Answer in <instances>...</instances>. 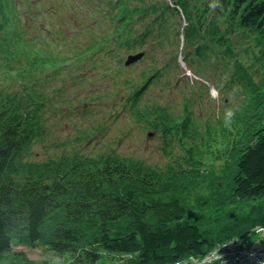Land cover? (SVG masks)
<instances>
[{"label": "trees", "instance_id": "16d2710c", "mask_svg": "<svg viewBox=\"0 0 264 264\" xmlns=\"http://www.w3.org/2000/svg\"><path fill=\"white\" fill-rule=\"evenodd\" d=\"M122 1L133 26L128 17H123L121 5L116 0H90V4H85L91 12L94 6L100 15H107L111 10L109 18L114 22L115 32L107 61L117 59L121 63L122 51L126 55L145 51L143 47L147 41L151 43L162 35L166 36L172 52L177 53L181 32L173 16L174 9L165 0ZM202 2L193 0L192 8ZM214 4L222 7H212ZM207 6L210 7L205 16L196 12L194 20L190 19L195 32L187 27L184 29L182 50L184 53L204 51L212 65L225 63L238 71L227 85L236 91L231 100L220 82L217 81V86L214 84L219 95L220 92L223 95L222 108L217 113L219 118H204L201 110L188 111L190 101H185L182 108L175 111L164 103L150 104L141 100L154 74H162L169 68L165 56L145 51L144 55L152 63L163 60L165 67L152 65V68L148 64L137 77L118 83L131 89L124 94L129 98L130 118L136 122L151 121L153 131L163 139L162 149L171 157L170 161L152 165L139 159L124 160L119 154L108 152L98 158L79 156L81 161L78 156L74 160L75 154L71 159L61 158L60 167L50 157L45 164L34 162L30 157L33 129L38 124L33 118L35 107L37 100L44 98L40 86L44 77L42 70L81 64L88 56L98 54L107 39L86 47L71 40L65 49H57L52 46L57 40L51 38L53 33L47 43L43 42L45 33L41 38L22 33L12 28L15 25L12 21L4 19L7 16L0 8V25L7 23L5 27H10L0 37L1 83L2 77H8L15 68L18 71L15 79L20 82L0 84V252L13 240L33 246L40 243L58 251L94 244L109 253L133 254L131 264L169 263L180 258L178 255L183 249L202 250L201 241L204 239L202 242L206 245L210 242L206 239L207 231L203 234L192 222L200 221L188 211L218 208L228 201L226 195L235 203L264 197V0H213ZM213 10L215 15L211 14ZM97 12L96 16L100 17ZM222 18H227L226 24ZM137 23L141 24L139 34L136 33ZM61 32L59 29L55 33ZM118 37L129 47L126 48ZM161 44L162 41H156L154 47L161 48ZM24 78L32 87L21 82ZM14 84L18 85L21 98L16 97L18 92ZM191 90L197 93L196 89ZM47 99L48 95L46 102H50ZM172 140L180 145L177 151L167 150ZM213 142L219 144L211 152L208 146ZM208 153L210 159L205 156ZM72 162L74 164L70 165ZM64 164L73 168L78 165L85 177L81 179L77 171L70 177ZM47 165L56 168V171H49L56 175L52 181L43 178ZM59 168L66 170L59 171ZM182 170L186 171L181 173ZM201 193L205 197L200 196ZM178 194L186 197H183V206L179 201L182 196ZM219 198L221 201L217 200ZM239 207L237 205L236 209H242ZM163 212L165 217L161 216ZM240 217L242 214L239 215L242 224ZM252 217L248 222L264 220V211ZM253 226L242 224L241 230L233 236L247 234ZM223 238L225 236L218 241ZM19 259V262L14 259L9 263L0 261V264H46L26 256H19ZM96 260L92 257L86 262Z\"/></svg>", "mask_w": 264, "mask_h": 264}, {"label": "rangeland", "instance_id": "374dc122", "mask_svg": "<svg viewBox=\"0 0 264 264\" xmlns=\"http://www.w3.org/2000/svg\"><path fill=\"white\" fill-rule=\"evenodd\" d=\"M74 1L55 0L52 6L43 10L44 0H0V8L2 7V11L7 16L4 18L6 21H12L22 33L24 31V33L32 37L42 36V29L47 28L46 20H48L49 29H56L57 26L64 27L63 32L68 36H71V29L75 27L97 32L105 26L106 22L108 24L111 23L110 20L99 16L92 19L85 18L84 15L88 11L81 4V0H77L79 3H75L76 7L79 4L82 5L79 12L81 17L74 19L70 8ZM211 14L215 15L214 10ZM226 21L227 18H222L223 23L225 22L226 24ZM6 24L0 25V37L5 34L7 28H10L5 27ZM101 38H106L105 34H102ZM67 46L69 45H65V48ZM148 50L155 56V49L150 50V48H147V53L149 54ZM195 56L201 61L206 56V53L198 51ZM241 56L243 57L244 55L242 54ZM108 58L107 54L99 51L96 55L88 56L81 64L69 67L61 66L59 69H56L57 71L52 68L42 70L44 77L40 86L44 90V98L37 100L38 103L35 107L33 118L38 120V124L33 131L34 133L37 131L38 136H34L33 133L32 141L33 143L35 139H38V141L32 145L30 157H34L35 159L41 158L43 160L40 163L45 164L48 163L49 157L52 156L55 157L54 159H56L57 163L59 158L71 159L73 157V152L71 151L75 150L82 153L81 157L91 156L98 158L101 154L113 152L119 154L124 160L139 159L152 165L170 161L171 157L165 155V152L162 150V137L156 132H152L151 121L148 119L136 122L135 119L130 118L126 111V101L129 98H127L128 95L124 94L131 92V89H126L118 83L122 79L137 77L141 70L151 62V59L147 56H141L140 59L130 64L129 70H122L119 66L120 62L117 59H112L109 62L107 61ZM167 59L170 58L167 57ZM11 64L13 65V62ZM169 68L172 76L170 77L171 85L169 88H167L164 78L161 85L157 81L152 82L143 92L142 100L150 104L152 102L164 103L175 111L180 110L185 101H190V104L187 106L188 111L205 109L206 111L203 110L202 112L204 118L211 117V115V119L216 117L218 108H222L218 99L214 98L212 94L209 99L207 95L204 96L203 91H200L201 103L197 102L194 97L189 99L187 94L193 93L187 87L188 78L182 79L180 75L184 74H180V70H173L171 66ZM198 68L204 77L210 78L211 81H216L213 70L204 65ZM17 76L18 71L15 68L9 73L8 77H2L3 83H1L0 78V84H7L13 81L20 83L15 79ZM175 76L178 78L179 84L174 79ZM63 79L67 80L64 82ZM195 79L198 84L203 82V77L201 79L197 76ZM21 82L32 87V83L27 78H24ZM195 86L196 84L191 85L192 88ZM14 90L18 92L16 97L21 98L18 85L14 84ZM47 95V100L50 102H46ZM21 105L23 107V102ZM218 144L219 142L215 143L216 147ZM179 146L177 141L172 140L168 144L167 150L177 151ZM60 154L64 157H61ZM69 164L73 165L74 163ZM43 170H51V167L47 165ZM46 175L51 181L56 176L55 174ZM223 189L228 188L223 186ZM217 200L221 201L220 198ZM237 205H240L239 208L242 209H236ZM219 208H221V211L213 217L214 220L207 222V217H204L202 222V220L196 218L200 221L197 223L200 229H202V233L204 234L206 231L208 233L206 239L210 240V242L207 243L206 248L210 250L212 255L216 248L221 249L222 247V241L219 243L217 240H221L220 238L226 236L228 234L227 231L231 229L232 232L227 236L236 235V232L241 230V225L245 223L255 226L251 227L247 234L243 232L239 236L230 237L232 242L240 240L243 243L246 240L243 246L249 249L252 248L249 246L250 244L254 245V247L264 245V235L253 231L260 225L264 226V220L262 219L256 223L248 222L253 218L252 216H258L259 212L264 211V197L236 203L227 201L214 209ZM204 210L210 215L208 209L204 208ZM241 214L242 224L239 223V215ZM211 234L213 236H209ZM214 235H218L220 238L216 240L217 237ZM214 242L217 243L215 244ZM46 248L44 246L20 244L13 240L8 254L14 260L17 258L16 252L21 251L23 253H19L18 257L25 254L34 261L46 264H75L82 258L85 264L87 259H92L93 256L98 258L100 255H102L103 260H96V264H102L106 261L110 262L108 257L111 256V253L101 249H99L100 251L90 250L87 245L84 247L79 246L77 250L74 247L71 248L75 253L86 248L91 251L90 256L88 254L80 258L74 257L73 253V255L60 252L56 254L51 250H45ZM71 258H73V263H71ZM7 260L12 261L8 257ZM220 260L221 258H216L214 264H219ZM231 260L232 257H226L223 263L226 264ZM0 261L6 262L1 257Z\"/></svg>", "mask_w": 264, "mask_h": 264}, {"label": "bare ground", "instance_id": "6f19581e", "mask_svg": "<svg viewBox=\"0 0 264 264\" xmlns=\"http://www.w3.org/2000/svg\"><path fill=\"white\" fill-rule=\"evenodd\" d=\"M122 1V0H121ZM107 4L108 5H110L111 7H115L114 5H113V3L111 2V1H107ZM122 4H123V9H124V11H125V13L128 15V19H129V22H130V24H131V26H133L134 24H133V21H132V18H131V16L129 15V13L126 11V6L124 5V3H123V1H122ZM141 6H143L142 4H140ZM97 7H100V6H97ZM79 8H82V5L81 4H79ZM162 9H163V11L165 12V9H164V6H162ZM182 10H183V12L184 13H189L190 12V15H191V20H194V18H192V12H191V10L190 9H188V10H184L183 9V7H182ZM97 12V11H96ZM97 14L98 15H100L99 14V12H97ZM100 16H102V18L103 19H107V16L106 15H100ZM177 17L179 18V20H178V23L176 24L178 27H179V30H180V32H183L182 31V29L181 28H183L184 26L182 25V15H177ZM122 19H120L119 18V21H121ZM105 26L109 29V30H111L112 32H115V30H113V27L112 26H110L107 22H106V24H105ZM135 26H136V30H137V34H139L140 32H141V24L140 23H137V24H135ZM121 27V26H120ZM186 27L187 28H190L189 30H191V31H193V32H195L194 30H193V27H192V25H191V23L189 22V23H186ZM133 28V27H132ZM202 30H205V29H202ZM119 38V37H118ZM112 40L111 39H107L106 40V43H109V42H111ZM119 41H121L122 42V40L119 38ZM123 43V42H122ZM155 43H156V40H153V41H151V43H149L148 41L145 43V45H144V49H145V51L147 52V48H150V50H153V47H154V45H155ZM81 44V43H80ZM124 45H125V47L126 48H128L129 47V45H126L125 43H123ZM144 50H143V53L145 52ZM148 52L150 53V51L148 50ZM152 52V51H151ZM121 53H123V58L124 59H127V55H126V53H125V51H122ZM188 53V52H187ZM238 55H242L241 53H238ZM222 58V57H221ZM220 58V59H221ZM157 61V64H155V63H152V62H150L149 63V65L152 67V65H155V66H153V67H155V68H162V67H165V64H164V61L163 60H156ZM174 63L176 64V66H177V68L180 70V72L182 73V74H184L185 75V72H184V69H183V67H181L176 61H174ZM218 64V63H217ZM152 67V68H153ZM102 68L104 69V67L102 66ZM168 71H169V68L167 67L166 68V70L162 73V74H158V73H156V74H154L155 75V77H154V80L155 81H157L160 85L161 84H163V78L167 81L170 77H172L171 75H169L168 74ZM239 78V77H238ZM49 80V79H48ZM47 80V81H48ZM239 80H241V78H239ZM193 82V84L195 83V81H192ZM178 83V82H177ZM179 84V83H178ZM191 88V87H190ZM235 90H234V92H233V90L231 89L230 91H228V95H229V97H230V100H231V98L233 97V95L235 94ZM187 96L189 97V99H192L194 96H193V94H191V93H188L187 94ZM171 109V108H170ZM172 110V109H171ZM203 110H205V109H203ZM203 110H201L202 112H203ZM206 111V110H205ZM175 112V111H174ZM212 117V116H211ZM217 117V116H216ZM216 117H213L212 119H214V118H216ZM204 131V130H203ZM201 133L202 134H204L202 131H201ZM35 136H38V133H37V131H36V133H35ZM205 140H208V139H204V141ZM38 141V139H35V141H34V144L36 143ZM222 145V143H220V146ZM60 146V145H59ZM60 147H62V146H60ZM208 148H210L211 149V152L212 151H214V149L216 148V145H215V142H213L212 144H210L209 146H208ZM62 151H64L63 149H61ZM71 152H73L72 154L74 155L75 154V156H74V160L76 161V156H81L82 155V153L81 152H78V151H75V150H73V151H71ZM209 154L210 153H208V155H206L205 154V156H206V158H208V159H210V156H209ZM60 156L61 157H64L62 154H60ZM51 159H54L55 157H50ZM80 158V157H79ZM86 158V157H85ZM31 159L34 161V162H40V161H42L43 159H41V158H37V159H35L34 157H31ZM60 159V158H59ZM59 159H58V161H57V163H55V164H58V166L60 167V164H62V160L60 159V161H59ZM56 160V159H55ZM80 161H81V158H80ZM43 162H45V161H43ZM50 164V163H49ZM68 164V163H67ZM67 164H64L65 165V167L66 168H68L69 169V176L70 177H72V176H74V172L75 171H77L80 175H81V179H83V177H85L84 176V174H83V172H82V170L80 169V168H78L77 166L78 165H75V168H73L72 166H69V165H67ZM51 170H55L56 171V168H51ZM51 170H43V173H45V174H43V178L44 177H46L47 175L46 174H49V171H51ZM62 170H64V172H65V170L66 169H62V168H60L59 169V171H62ZM186 170H182L181 171V173H183V172H185ZM34 178H36V179H41L40 177L38 178V177H34ZM49 179V178H48ZM43 181H46V180H43ZM83 181H85L86 182V180L84 179ZM203 185V184H202ZM190 186V185H189ZM172 187V186H171ZM170 187V188H171ZM160 189L163 191V187L162 186H160ZM161 195H162V193H161ZM179 196H182L181 198H180V203H181V205L183 206V197L184 198H186L185 197V195H181V194H178ZM200 196H202V197H205V194H200ZM210 196V195H209ZM225 200H228V201H231L232 199L230 198V196L229 195H226L225 196ZM233 200H236V199H233ZM177 201V200H176ZM178 202V201H177ZM64 203H66V202H64ZM69 203V202H68ZM179 203V204H180ZM190 206V204H186V207H189ZM208 210L210 211V215L208 214V213H206V212H203L204 210L203 209H201V208H197L196 210H192V211H188L187 213L188 214H191L194 218H198V219H200V220H202V222H203V218L204 217H207V222H209L210 220H214V216L216 215V214H219V212L221 211V208H219V209H214L213 207H209L208 208ZM161 216L162 217H165V213L163 212L162 214H161ZM191 221V220H190ZM195 225H197V226H199V224L198 223H195L194 221H192ZM190 223V222H189ZM104 225H106V226H108L109 224L108 223H105ZM253 231H256V230H253ZM228 232V234H230L232 231L230 230V231H227ZM231 237H233V236H231ZM224 240L222 241V243L221 242H219L217 239V241L219 242V243H221L222 245H223V247L225 248V250L227 249V248H232L231 247V239H230V237H226L225 236V238H223ZM202 241H204V239L202 240ZM201 241V244H203V246H202V248H206V244H204L203 242ZM13 243V241H11L10 243H9V245H8V247L6 248V249H4V250H2L1 252H0V257L1 258H3V259H5L6 260V262H4V263H9L10 261L9 260H7V257L8 258H10L11 260H13L12 259V257L8 254V250H9V248H10V246H11V244ZM18 243H20V244H25V243H23V242H18ZM215 244L217 243V242H214ZM245 243H246V240H245ZM36 246H44L43 244H40V243H38ZM249 246H251V247H254V245H252V244H250ZM45 248H46V246H44ZM87 247L90 249V248H95L94 249V251H100L99 249H98V245H94V244H88L87 245ZM88 248H86L85 250H83V251H76V253L74 252V250H71V249H68V250H65V251H58V249H53V248H46L45 250H51V251H53V252H55L56 254H58V252H60V253H65V254H70V255H73L74 254V257L75 256H77L78 258H80L81 256H86V255H88L89 254V256L91 255L90 254V250H92V249H88ZM262 248H264L263 246H262ZM201 249V248H200ZM199 248H197V249H194L193 251L192 250H187V249H183L184 251L183 252H181V253H179V257L180 258H178V259H172V261H174L176 264H214V263H211V259L213 260V259H216V258H221V259H223V258H225L226 256H227V254L228 253H223V252H220L219 251V249H213L214 250V254L215 255H212V253L210 252V250L208 249V248H206L207 250L206 251H204V249H202V250H200ZM44 250V251H45ZM87 250H88V252H87ZM200 250V251H199ZM177 251H178V249H177ZM182 251V250H181ZM178 252H180V251H178ZM19 253H23V252H21V251H19V252H16V255H17V258L15 259V261H17V262H19V257H18V255H19ZM73 253V254H72ZM111 256L110 257H108V260L110 261V262H108V261H106V262H104V263H102V264H128V263H130L131 264V261L133 260V254H130V253H127V252H125V251H115V252H111V254H110ZM21 256H26L25 254H22ZM135 256V255H134ZM26 257H28V256H26ZM94 257H96V256H93V258ZM29 258V257H28ZM103 257H102V255H100L98 258H96V259H102ZM106 258V257H105ZM129 258H132V259H129ZM203 258V259H202ZM31 259V258H30ZM83 258L81 259V260H78L75 264H84L83 263ZM103 260V259H102ZM221 261V260H220ZM37 262H39V261H37ZM40 263H44V262H40ZM71 263H73V258H71ZM85 264H96V261H87ZM248 264H250V263H248Z\"/></svg>", "mask_w": 264, "mask_h": 264}, {"label": "built area", "instance_id": "2783aa9c", "mask_svg": "<svg viewBox=\"0 0 264 264\" xmlns=\"http://www.w3.org/2000/svg\"><path fill=\"white\" fill-rule=\"evenodd\" d=\"M256 231L259 232L261 235H264V226H261V225L258 226L256 228ZM243 243H245V240ZM243 243H241L240 240H236L235 242L231 241V247L234 248L233 250H232V248H227L225 250V248L222 245V247H221V249H219V251L223 252V253H228L226 257H232V260L226 264H248V263H250V264H264V248H262V246L264 247V245H261L258 247H252L249 249V248L243 246ZM234 245H236L237 248H235L236 246H234ZM239 245H241L240 248H239ZM255 248H257V249H255ZM225 258L221 259V261H219V264H225V263H223ZM214 261H215V259H213V260L211 259V263H214ZM163 264H176V263L175 262H169V263H163Z\"/></svg>", "mask_w": 264, "mask_h": 264}, {"label": "water", "instance_id": "95a60500", "mask_svg": "<svg viewBox=\"0 0 264 264\" xmlns=\"http://www.w3.org/2000/svg\"><path fill=\"white\" fill-rule=\"evenodd\" d=\"M141 55H142V53H138L135 55H129L127 60L125 61V64L127 65V64L133 62L134 60L138 59Z\"/></svg>", "mask_w": 264, "mask_h": 264}, {"label": "clouds", "instance_id": "9594fccd", "mask_svg": "<svg viewBox=\"0 0 264 264\" xmlns=\"http://www.w3.org/2000/svg\"><path fill=\"white\" fill-rule=\"evenodd\" d=\"M216 6L222 7V5H217V4L212 5V7H216ZM230 115H231V113H230ZM213 255H215V254H213Z\"/></svg>", "mask_w": 264, "mask_h": 264}]
</instances>
